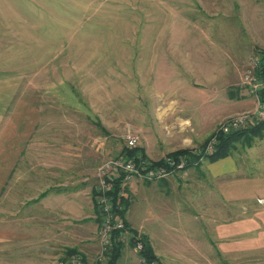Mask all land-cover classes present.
<instances>
[{"label":"rangeland","instance_id":"1","mask_svg":"<svg viewBox=\"0 0 264 264\" xmlns=\"http://www.w3.org/2000/svg\"><path fill=\"white\" fill-rule=\"evenodd\" d=\"M263 51L264 0H0V75L15 90L0 176L12 177L13 145L30 139L34 153L22 160L33 158L38 177L79 178L92 186L97 205L105 165L127 158V137L136 135L147 160L185 164L158 180L124 183L128 227L117 264H264V247L218 240L199 209L204 190L218 192L219 181L211 182L205 168L218 135L238 115L254 116L258 99L244 76L252 59L263 63ZM247 141L235 140L230 153ZM179 149L204 153L189 164L184 154L169 156ZM96 210L95 256L72 252L58 261H98L105 216ZM141 238L156 256L151 263Z\"/></svg>","mask_w":264,"mask_h":264},{"label":"crops","instance_id":"2","mask_svg":"<svg viewBox=\"0 0 264 264\" xmlns=\"http://www.w3.org/2000/svg\"><path fill=\"white\" fill-rule=\"evenodd\" d=\"M10 82L0 75V151L9 130L5 122L13 120L9 111L15 90ZM21 143L13 145L12 177L0 176V264H56L72 252L92 259L100 248L96 203L89 193L92 186L79 178L38 177L32 170L37 168L33 158L22 160V153L31 155L34 147L30 139L27 146ZM247 143L204 165L208 179L219 181L218 192L213 194L212 187L204 190L199 209L218 240L231 239L237 245L260 249L264 247V135ZM3 167L0 163V169ZM229 216L231 222L221 220Z\"/></svg>","mask_w":264,"mask_h":264},{"label":"built area","instance_id":"3","mask_svg":"<svg viewBox=\"0 0 264 264\" xmlns=\"http://www.w3.org/2000/svg\"><path fill=\"white\" fill-rule=\"evenodd\" d=\"M261 64V59H252L244 76L245 83L249 86L251 91L258 99L257 108L253 113L254 116L250 113H242L238 115V117L233 119L231 123H227V127L224 131L225 133L241 129L242 126H244L249 121V119H255L256 121L264 120V104L260 100V91L262 88H264V82L260 81V78L257 75V70ZM127 138L128 145L131 148L137 147L138 137L136 135H129ZM214 143L215 139L214 142L212 141L208 145V149H211L214 146ZM207 151L209 152L210 150ZM184 161L185 159L178 163L175 161V159L169 157L164 165L151 168L147 162L141 161V163L136 165L135 161L121 157L111 160L105 165L103 170L104 172L101 174V176L105 177L100 181L99 190L101 193L98 196L99 210L102 211L103 215L105 216L100 232L103 248L97 257L98 261L95 264H103V261L105 260L104 252L108 249L109 244H111L113 232L115 230H120L123 232V230H126L127 228L123 217L115 212L113 197L108 194V192L114 186L113 180L116 177H119L121 173L125 174L122 181L123 185L135 177H141L143 179L152 181L158 180L168 176L172 170L174 171L176 168H182L185 164ZM138 246L139 248H142L143 244L139 243ZM56 264H86V261H84L83 257L73 255L58 261Z\"/></svg>","mask_w":264,"mask_h":264},{"label":"trees","instance_id":"4","mask_svg":"<svg viewBox=\"0 0 264 264\" xmlns=\"http://www.w3.org/2000/svg\"><path fill=\"white\" fill-rule=\"evenodd\" d=\"M262 56H263V63L258 68L257 75L259 78L264 79V51L262 52ZM260 100L264 104V88H262V90L260 91ZM263 128H264V121H259L255 123L253 126H251L250 129L248 128L242 131L237 130L229 133H220L217 137L218 140L215 145V150L209 154V159L214 161L219 158L227 156L230 153L231 144L242 136H244L245 139L248 140L247 142H249L255 136L256 137L262 136L260 131L263 130ZM203 153L204 152L202 150L198 152L196 150H191V149H179L177 151H174L173 153H170L169 156H178L180 154H184L187 156V160L190 161L189 164H191L194 160H199L202 157ZM125 155L127 156V158L135 159L138 163H141V161L147 162L151 168L161 166L166 163V158L165 159L162 158L154 162L147 160L148 158L147 154L145 150L141 147L131 148L130 146H127L125 148ZM124 176L125 174L121 173L119 177H116L113 180L114 186L108 192V194L113 197L115 212L125 218L126 209L128 208L127 206L129 205V200L127 195H125V192L129 190L127 187L123 185L122 181ZM96 206H98V203ZM125 224L126 227H128L127 226L128 223L126 220H125ZM120 235H121L120 230H115L112 234V240H113L111 244L112 250H111L110 258L108 260V264H117V260L121 255L124 244L120 241ZM134 235L136 237V234ZM140 240L144 242V248L141 251V254L144 257H146L149 263H151V261L156 259V256L153 254L151 245L149 244L148 241H146L145 238L144 239L141 238Z\"/></svg>","mask_w":264,"mask_h":264}]
</instances>
